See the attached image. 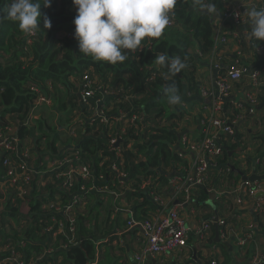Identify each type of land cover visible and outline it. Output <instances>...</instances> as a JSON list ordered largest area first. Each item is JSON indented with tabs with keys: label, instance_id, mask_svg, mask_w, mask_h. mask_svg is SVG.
Instances as JSON below:
<instances>
[{
	"label": "trees",
	"instance_id": "16d2710c",
	"mask_svg": "<svg viewBox=\"0 0 264 264\" xmlns=\"http://www.w3.org/2000/svg\"><path fill=\"white\" fill-rule=\"evenodd\" d=\"M11 2L12 0H0V16L6 15L7 6ZM39 2L42 3L40 9L41 27L33 35L23 33L18 22L6 18L0 20V51H2L0 56L8 55L4 62L0 61V130L18 140L30 133L31 124H24V122L31 110L32 102L37 96L31 88L36 87L37 92H42L47 98L50 94L48 92L50 87H45L47 79L51 81L53 92L59 94L71 92L69 97H71L70 100L74 105L68 106L64 116L69 120L73 108H79V103H81L80 99L77 102L79 96L75 91L81 92V84H79V89H77L76 84L77 81L82 82L85 72L89 71L92 79L99 77L102 80V77H109L110 89L113 91L120 89L122 95H119V92H112L113 95L109 94L110 96L105 99L106 102H102L103 97L100 91H95V100L88 99L87 106L80 108L84 111L83 129H85L81 130L80 137L78 134L79 139L72 148L78 153L79 159H72L70 162L75 163L74 166L80 164L88 166L91 176L88 179L75 181L76 183H73L70 191L76 189L75 191L81 193L82 190L79 189V186L83 185L87 189L86 193L92 197L95 192L94 187L102 185L98 179L99 174H101L103 184H106L110 192H120L123 195L119 198L124 197L127 201L134 198L142 199L132 207L134 221L154 219L158 205L148 197L145 189H142V184L149 180L154 190L164 187L168 184L171 176L169 177L168 173L159 171L160 166L166 169L167 167H175L179 163L184 166L190 163V155L184 159L180 156L181 151L174 150V145L179 140L178 133L173 128L174 124L169 123L170 125L165 126L163 122L161 123V118L167 115L169 107L164 90L170 84L175 83L181 93L184 89V80L189 89H194L196 60L194 56H190L187 48L193 43L196 44L201 57L210 54L214 46L213 33L215 30L212 14L200 11L199 8L201 7L195 3V0H177L174 13L172 11L173 23L165 28L163 35L155 39L146 38L139 49L128 53V58L123 63L118 62L113 65L104 61H95L91 56H86L80 52L78 41L74 38L73 20L77 13L72 0H51L49 7L43 5V0H39ZM204 2H215L218 18L224 19L222 14L224 10L221 12L220 9H223L227 3H222L221 0H204ZM45 17L50 20V28L43 26ZM224 24L227 25L229 35H231L232 30L239 29L230 20L224 19ZM242 45L245 46V43ZM248 47H251V41ZM162 53H166L168 56L179 55L182 61L186 63V67L180 73L172 75L168 72L167 67L155 62V56ZM192 61L194 62L191 65L187 64V62ZM260 64H264V59L258 57L257 66ZM203 65L208 68L209 62L207 64L205 62ZM221 72L223 73V70ZM69 78L72 80L70 81ZM57 83L58 87L56 86ZM60 84L63 88H59ZM129 94H135L133 99H125V96ZM115 98H121V108L127 114H146L145 118L142 116L129 130L127 136H122L123 142L120 144L122 148L128 145L129 139L136 140L132 149L135 153L132 150L125 151L122 149V159H125V163L118 158L113 161L120 170L127 174L125 178L116 177L115 172L107 166L109 159H112L111 156L114 155L108 149L110 135H108L109 132L103 127V124L99 123L101 117L99 118L95 114L101 109L102 117L112 118L113 114L117 113V108H110L109 102ZM257 98L256 108L263 109L264 85L262 86V93L258 94ZM96 99L99 100L96 101ZM63 102L61 107L68 105L66 101ZM178 106L177 113L170 112L169 119L177 120L182 117L184 110ZM133 107L134 110L131 112ZM236 112L237 109H234V113ZM14 117L15 119L12 120ZM122 118H126L125 115ZM9 121L18 125V129L14 132L15 135L10 133V129L7 127ZM38 126L42 128H39L42 132L45 131V128L50 129L49 125L42 120L39 121ZM57 128L59 127L52 126L50 130L51 132L56 130L55 134H57ZM141 130L142 132H140ZM187 135L189 140H192L193 134ZM43 136L45 137V135ZM41 138L42 136H38L35 139L37 148H41ZM57 138L61 140L62 136L57 134L52 139L45 141L46 149L51 152L44 154L55 153L56 156H59L55 147ZM258 138L261 140V146L254 151L255 159L257 158L254 169L263 174L264 138L261 136ZM240 139L241 134L239 132H234L230 136L220 135L219 142L222 144L223 151L221 157L219 156L215 160L216 166L210 170L217 171L219 166L222 169L226 166L229 157L232 159L234 156V154L229 156L228 152L235 150L241 141ZM76 148L78 150H75ZM105 157L107 159L103 160ZM128 157L136 160V162L132 165L128 164ZM12 161L18 162V158L13 157ZM19 161L21 163L22 159L19 158ZM1 166L5 167V171L7 170L6 166L0 164V173L3 170ZM31 176H33L32 169ZM240 176L234 172L226 174L224 189H229L230 185L236 182ZM60 180L59 178L58 181ZM120 180L123 181V184L119 183ZM228 180L230 184L227 183ZM35 181L32 177L30 181L32 191L29 190L23 198L17 196L15 186L10 181L8 183L12 186L7 189L8 191H0L2 198V203L0 201V264H17L16 261L14 263L4 261L7 252L3 248L9 240L21 253L18 259H23L26 264H86L89 260L96 258V241L104 239L106 237L105 232L109 231L114 223L119 225V221L115 219L110 224L103 225L99 217H87V213L77 211L74 222L62 220L66 222L67 228L73 225L75 232L70 235L66 233L59 235L60 244L52 246L54 228L51 233L46 230L51 224V218L47 211H43V202H41L43 198H37V191L33 192V189H36ZM56 184V180L46 184L50 194L47 193L45 197H50L56 191L54 186ZM193 186L198 189L197 195L193 198L201 204L207 198L205 186L200 184ZM23 204L29 206L26 215L20 211V206ZM262 212L263 210L257 209L255 214L261 216ZM56 218L60 219L61 217ZM126 225L127 222L122 227ZM262 227L264 229V224ZM71 238L72 241L70 242ZM68 241L70 243L64 245ZM20 242L23 243V246H20ZM50 250L51 252H49ZM58 255H62L64 258L60 262L56 261ZM108 256L110 254L106 251L103 259H98L96 264H104ZM224 256L226 259L228 258L227 254ZM262 260L264 264V259ZM228 262L226 260L223 264Z\"/></svg>",
	"mask_w": 264,
	"mask_h": 264
},
{
	"label": "crops",
	"instance_id": "0c3cea01",
	"mask_svg": "<svg viewBox=\"0 0 264 264\" xmlns=\"http://www.w3.org/2000/svg\"><path fill=\"white\" fill-rule=\"evenodd\" d=\"M230 1H232L234 5L242 3L243 9L241 24L236 25L239 27V29L232 30L231 35L227 36L226 41L224 43H220L219 25L223 23L222 19H219L217 13H215V17H213V25L215 28L213 33L214 46L210 54L201 57L196 44L194 45L193 43L189 48H187L190 56H194L196 60V78L194 89H189L185 80L183 82L184 89L180 93L182 102L178 104V107L184 110V114L177 120L174 118L169 119L168 116L170 112L177 113L178 109L177 105H171L168 103L169 107L167 115L161 118V123L163 122V125L165 126L170 125L169 123L174 124L173 128L178 133L179 140L181 139L182 135H187L190 133L193 134L192 140L200 139V136L202 135V127L199 123V119L210 114L213 100L217 98L215 95L217 94L218 88L215 80L218 79L219 74L222 73L221 70H223V73H225L228 69L234 68L237 65H245L252 69L264 66V64L257 66L258 57L264 59V55L258 52L260 45L261 49H264V41L257 43L253 38H251L250 30L247 25L248 17L246 15L247 9H250L252 6H256L257 8L264 7V0ZM225 6L223 9H220L221 12L224 10ZM242 31L247 33V40L238 43L236 39L232 37V34ZM250 41L251 47H248ZM243 43H245V46L242 45ZM193 62L194 61L187 62V64L191 65ZM205 62L206 64L209 62L208 68L206 65H203ZM243 62L245 64H242ZM102 78L103 79L100 80V78L97 77L98 81L104 85L107 90L101 93L103 98L100 95L102 102H106L105 99L110 96L109 94L113 95L112 92H119V95H122L120 89H117L116 91L110 89L108 83L109 77ZM69 80L71 81L72 78H69ZM50 82V79H47L45 86L50 87V90H48L50 93L48 94L49 100L53 94V87L51 86ZM260 83L261 84L258 86L256 91L257 95L262 93V86L264 85V73H261ZM79 84H81V82L77 81V89H79ZM203 89H205L207 92H203ZM251 91L252 89L249 86L248 80L242 79L239 82L231 83V89L227 96L223 98V101L220 99L221 107L219 115L221 117L229 120L234 118L236 115L240 116L235 122L228 121L230 125L233 126V133H220V135L230 136L233 135L234 132H239L241 134V141L239 143L237 142L238 145L236 146L235 150H230L233 151L232 154H234V156L232 159L229 157L227 164L223 169L219 166L217 171L210 170V168L206 172V180L200 184L205 186L207 192V198L204 202L199 204L193 198V196H196L198 193L197 187L195 188L194 186L190 188L189 192L175 197L171 195L168 184L155 190L150 185L149 180L142 184V189H145V193L151 200H153L152 196L154 194L161 196V198L165 201V212L169 211L170 209H175L177 214L184 220L185 224L190 225L191 227H201L204 224L209 225L203 238H199L195 234L189 235L186 246L183 248L181 253L171 252L147 255V264H209L213 258L217 259V264H223L226 260L229 261L226 264H257L259 259H264V229L262 227L264 224V195H255V197L245 199V201L243 198L242 202H237L235 194L230 192L234 189H237L238 184L241 181H244V179H241V176L236 182L230 185L229 189H224V185L226 184V174L230 172L237 173L236 171L231 170L228 163L233 164L235 168L243 175L248 176L253 170L255 171L254 167L257 163V158L255 159L256 154L254 151L261 146V140L258 138V136L264 138V108H257L256 113H246L247 107L249 105L247 102H245V96ZM75 92L78 94V90ZM40 94L44 95L42 92H40L39 95ZM134 96L135 94H129L125 96V99H133ZM79 99L80 96L78 97L77 102ZM66 102L68 105L65 107H57L54 106V104L51 106L49 103H42L39 105H35V103H33L30 107L31 110L26 116L24 122V124H31L30 133L21 139V142L23 141V143L29 147H31L30 143L34 145V148L31 149V157L28 161L34 170L32 177L36 180V189L34 188L33 192L37 191V198H43L41 200V202H43V211H47V213H49L48 216L51 218L50 226L54 228V236H52L51 245L53 246L60 244L58 236L66 233V231H63L67 228V225L66 222L62 220L67 221L68 217H76L77 211H83L87 213V217H99V220L102 221L103 225H108L112 220L114 221L115 219L119 221V225L114 223L110 230L105 232L106 237L104 239L96 241V258L89 260L86 264H96L98 259H103V255L106 251H108L111 256L110 259H107L110 261L109 264H137L135 260H133V256L135 253H137L141 246V242L143 240V230L138 224L136 226L128 224L125 227L122 226H124L126 222L128 223L130 219H133L134 216L132 207L142 201V199L134 198L130 201H127L124 197L119 198V196L122 195L120 192L113 193L107 189L106 191H103V187L106 188V184H103L104 181L102 180H100L102 182L101 186L94 187L95 192L92 197L86 193L87 189L85 187V191H83L84 189H81L80 186L82 185L79 186V189L82 190L81 193L75 191L76 189L70 191L72 184L76 183L75 181L82 179L81 170H79V168L74 170V176H76V178L69 189L61 187L63 178H61V182L58 181L61 171L70 170V167L76 168V166H74L75 163H71L70 161L72 159L79 158L78 153L72 148L76 145L75 142L78 141L81 130L85 129H83L84 124L82 123V125L77 128L75 135H69L68 130L75 127L78 121L83 119L84 115L82 109H80L82 108V105L79 103V108L74 109L72 107L73 110L71 112V120H67L64 117L66 112L65 110L68 109V106L71 107V105L74 104L70 100V97L66 100ZM121 102V98H115V100H111L109 102L110 108H117V113L113 114L112 118H107V122H104L103 125V127L108 130V135H121L120 143L123 142L122 136H127V133L134 125V123H131L130 121L128 122L129 119H121V117L126 113L124 109L121 108ZM241 102H244V107L237 106ZM42 107L45 111L50 110L56 114V124H52V126L59 127L57 128V134L62 136L61 140L58 138L55 140V147L59 156H56L55 153L44 154L51 152L49 149H46L47 146L45 141L47 139L49 140L48 134L51 137L50 139L57 135L55 134L56 130L51 132L50 129L45 128V131L42 132V130L40 131L38 128L39 133L36 132L39 121H46V118H44L42 115H38V112ZM51 107L53 108L50 109ZM234 109H237L236 113H234ZM133 110L134 107L131 108V112H133ZM142 116L145 118L146 114H142ZM13 119H15V117L12 118V120ZM11 121L8 122L7 127L10 129V133L15 135L14 132H16V129H18V125H15ZM22 123L23 121L21 122V125ZM140 132H142V130ZM42 134L45 135V137ZM38 136H42L40 140L41 148H37V144L35 143V139L38 138ZM179 140H177L175 143L174 150L183 152V147ZM128 141L132 142L133 144L136 143L135 139H129ZM133 144L130 150L133 149ZM75 150H78V148ZM132 152L135 153L133 150ZM72 153H76V155L70 156ZM65 157L70 158L66 163L63 162ZM186 157L187 156L183 158L187 159ZM111 158L112 159H109V163L107 165L108 167H110L113 161L117 158L121 162H124L125 160H123L122 157L119 158L115 155L111 156ZM106 159V157L103 158V160ZM189 159L190 163L188 165L184 166L182 163H179V165H175V167H167L166 169H163V167L160 166L159 171L161 170V172L168 173L169 177L175 173L183 174V169L190 167L192 160L191 157H189ZM127 161L128 164L131 165L136 162V160H133L130 157L127 158ZM2 169L3 170L0 173V191L5 192L8 191L7 189H9L12 185L6 182L3 177L5 176L7 170L5 171V167H2ZM255 173L262 175L256 171ZM55 180L57 181V184L54 185L56 191L53 192L50 197H45L47 196V193L50 194L49 188L46 186V184L52 183ZM227 183L230 184V181L228 180ZM29 190L32 191V189L29 187L27 193ZM110 193H112V196H110ZM210 193L212 194L210 195ZM85 196L86 198L83 199ZM257 199H261L263 201L261 207L263 212L261 216H256L255 214V211L258 207H255L253 202ZM75 200L77 202H74ZM0 201L2 203L1 197ZM28 207L29 206L25 208L24 204L21 205V213L26 214L29 210ZM215 216H217L219 220H223L225 223L224 225L217 224V231L215 230L213 222ZM56 217L61 218L57 219ZM261 224L262 226H260ZM250 225H253L255 229V236L253 240L248 241L243 247L237 245V238L239 236H244ZM222 231H224L225 236L221 235ZM217 233L218 236L216 235ZM217 237L219 240H217ZM224 254H227L228 258L230 257V259H226ZM56 259V261L60 262L64 258L62 255H58L56 256ZM260 263L262 262H259V264Z\"/></svg>",
	"mask_w": 264,
	"mask_h": 264
},
{
	"label": "built area",
	"instance_id": "2783aa9c",
	"mask_svg": "<svg viewBox=\"0 0 264 264\" xmlns=\"http://www.w3.org/2000/svg\"><path fill=\"white\" fill-rule=\"evenodd\" d=\"M254 1V0H253ZM223 3H228L224 11L222 12L224 19L232 21L234 25L241 24V16H242V3L234 5L230 0H221ZM174 13V12H173ZM173 15L170 13V23L172 21ZM224 19H222V23L219 25L220 28V38L219 42L224 43L227 38V25L224 24ZM226 29V30H225ZM34 34V33H33ZM31 34V35H33ZM232 37L236 39L238 43H241L247 40V33L245 31L235 32L232 34ZM258 52L264 55V49H261V45L258 48ZM261 73H264V66L260 68H249L245 65H237L234 68L228 69L225 73H220L218 79L215 80L218 91L215 96L216 99L213 100V105L211 106L210 114L208 116H204L199 119V123L202 127V135L199 140H189L188 135H182L180 144L183 147V152H181L180 156L185 157L190 155L191 164L189 168H184L183 174L175 173L171 175L168 181V186L171 191L172 196H179L183 193L189 192L190 188L195 184H201L206 180V172L208 169L216 166V159L221 156L223 147L219 142L220 133H233V126L230 125L229 122H235L240 116L236 115L232 119H226L219 115L220 111V99L223 101V98L227 96L231 89V83L239 82L242 79H247L251 92L246 94L245 102L248 103L247 112L248 114H252L256 112V103L258 101L256 91L258 86L262 83L261 81ZM152 79V77H150ZM82 90L80 92V100L82 107H86L88 101L90 99L95 100V91H100L103 93L107 91L104 85H102L97 78L92 79L89 71H86L83 75L81 82ZM34 91H37V88H32ZM203 92H207L203 89ZM89 99V100H88ZM99 99H96V101ZM48 99L40 94L35 101V105H39L42 103H48ZM238 107H244V102H241L237 105ZM84 112V111H83ZM99 118V123L104 125V122H107V118L102 117L101 109L96 111L95 113ZM125 115V114H124ZM123 115V116H124ZM122 116V117H123ZM121 117V119H122ZM126 118L129 119L131 123H134L142 118V114H127ZM229 121V122H228ZM83 123V119L78 121L77 125L68 130L69 135H74L76 129L81 126ZM132 126V127H133ZM5 133V134H4ZM121 135L110 136L109 140V150L116 157H122V149L130 150L132 146V142L128 141V145L124 148L120 146ZM118 143L117 145H115ZM112 145V146H111ZM34 148V145H32ZM71 155H76V153H72ZM69 156V157H70ZM13 157L18 158V162H14ZM31 157V147L25 145L23 141L18 140L14 136L6 134V132L0 130V164L7 167V172L5 174L4 179L12 185H15V190L17 191V196L19 198H23L27 194V190L30 187L31 181V166L29 164V159ZM69 157H65L63 162H68ZM19 158L22 159L20 163ZM259 161V160H258ZM62 162V163H63ZM79 168L81 170L82 179H88L90 177V170L88 166L84 164H80L76 166V168L70 167V170L61 171L59 174V178H63L62 182L60 180L61 187H65L67 189L70 188L71 184L75 180V169ZM110 168L113 172H115L116 177L125 178L126 173L119 169L116 163H112ZM33 173V169H32ZM99 180L103 181V176L99 174ZM64 182V183H63ZM120 184H123V181H119ZM73 185V184H72ZM72 187V186H71ZM81 189H84V186H80ZM107 187H103V191H106ZM108 190V189H107ZM258 192L264 193V181H241L238 184L237 189H234L230 193L235 194L236 201L242 202V199H248L255 197ZM86 196L83 198L85 199ZM153 200L158 204L157 212H155L154 219H146L141 220L139 222L130 219L128 221V225L136 226L137 224L141 226L143 230V240L141 242V246L137 253L134 254V260L137 264H147L146 256L161 254V253H171L177 252L181 253L183 248L186 246L187 239L189 235L195 234L199 238H203L205 236V231L208 229V224H204L201 227L198 226H190L185 224L184 220L177 214L175 209H170L165 212V201L161 198V196L154 194L152 196ZM74 202H77L76 200ZM254 206L258 207L257 209L261 210L263 201L261 199H257L254 202ZM69 222H74V217H68ZM217 224L224 225L223 220H217ZM52 226L46 228V230L51 233ZM66 234L70 235L75 232L74 226L70 225V227L65 229ZM255 229L253 225H250L249 229L245 232L244 236H239L236 240L237 245L244 246L248 241H252L255 236ZM222 236H225L224 231H222ZM52 236L53 232H52ZM69 238V237H67ZM73 238V237H72ZM72 238L70 242L72 241ZM65 243L67 245L70 243ZM20 246H23V243L20 242ZM4 251L7 252L6 257H4L5 262L17 264H26L23 259H18L19 251L16 250L15 246L9 240L8 243L4 246ZM51 252V250L49 251ZM218 258V257H217ZM263 264V260L259 259L257 264ZM209 264H217V259L213 258Z\"/></svg>",
	"mask_w": 264,
	"mask_h": 264
},
{
	"label": "clouds",
	"instance_id": "9594fccd",
	"mask_svg": "<svg viewBox=\"0 0 264 264\" xmlns=\"http://www.w3.org/2000/svg\"><path fill=\"white\" fill-rule=\"evenodd\" d=\"M50 2L51 0H43V5L49 7ZM72 2L77 13L73 20L74 38L78 41L80 52L91 56L95 61L113 65L123 63L128 58V53L139 49L146 38L161 37L170 23V13L174 12L177 4V0H72ZM195 3L203 11L212 14V17L218 12L215 2L195 0ZM41 4L39 0H12L7 6L6 15L0 16V20L6 18L18 22L20 30L31 35L41 27ZM246 15L251 38L257 43L264 41V7L252 6L247 9ZM43 26L44 28L51 26L50 20L46 17ZM154 59L158 65L167 67L172 75L180 73L186 67V63L179 55L168 56L162 53L157 54ZM35 92L37 96L32 104L39 96V93ZM164 93L169 104L178 105L182 102L179 88L175 83L165 88ZM78 95L80 96L79 92Z\"/></svg>",
	"mask_w": 264,
	"mask_h": 264
},
{
	"label": "rangeland",
	"instance_id": "374dc122",
	"mask_svg": "<svg viewBox=\"0 0 264 264\" xmlns=\"http://www.w3.org/2000/svg\"><path fill=\"white\" fill-rule=\"evenodd\" d=\"M2 51H0V54H2L1 53ZM8 55L7 54H3V56H0V61L1 62H4L7 58ZM6 63V62H5ZM74 78V77H73ZM58 85V83L56 84V86ZM61 86V87H60ZM58 87V86H57ZM59 88H62V84H60L59 85ZM70 93L71 92H66V93H64V92H62V93H58V92H53V94H52V97H51V95H50V97H51V99L49 100V105H53L54 104V106H57V107H61L62 105H63V101H66L68 98H69V95H70ZM78 96V95H77ZM71 98V97H70ZM73 100H75V99H73ZM76 101V100H75ZM62 102V103H61ZM59 103H61V104H59ZM53 107H51L50 109H52ZM39 110V109H38ZM187 111V110H186ZM38 115H42L44 118H46V121L44 120V122H46L48 125H49V127H50V129L52 128V124H56V114L53 112V111H50V110H47V111H45L44 110V108L42 107V108H40V110H39V112H38ZM38 128H40L38 125H37V131L36 132H38ZM40 129H42V128H40ZM41 131V130H40ZM39 133V132H38ZM48 136H49V139L51 138L50 137V135L48 134ZM30 146H31V149H33L32 148V144L30 143ZM24 206H25V208L27 207V205H25L24 204ZM28 213V212H27ZM22 214H25V213H22ZM6 257V256H5ZM111 258V256H108V259H110ZM133 260H134V256H133ZM109 260H107L106 259V262L104 263V264H109Z\"/></svg>",
	"mask_w": 264,
	"mask_h": 264
},
{
	"label": "water",
	"instance_id": "95a60500",
	"mask_svg": "<svg viewBox=\"0 0 264 264\" xmlns=\"http://www.w3.org/2000/svg\"><path fill=\"white\" fill-rule=\"evenodd\" d=\"M199 10H200V11H203L201 8H199ZM203 12L207 13L206 11H203ZM213 16H214V15H213ZM117 144H118V143H116L115 145H117ZM232 152H233V151H229L228 154L231 155ZM228 165H229V167L231 168L232 171H236L237 173H239V174L241 175V179H244V180H247V181H250V182H252V181H254V180H262V179H264V174H262V175H258V174L255 173L254 170L251 172L250 175L247 176V175H243L241 172H239V171L235 168V166H234L233 164L228 163ZM211 194H212V193H210V195H211ZM256 195H263V192H258ZM217 220H218V217L215 216L214 219H213V222H214V226H215V230H216V231L218 230V227H217V226H218V225H217ZM216 235L218 236V233H217ZM217 240H219L218 237H217Z\"/></svg>",
	"mask_w": 264,
	"mask_h": 264
}]
</instances>
